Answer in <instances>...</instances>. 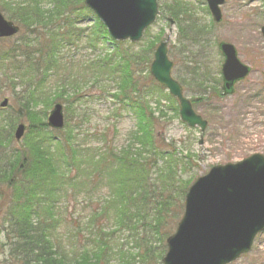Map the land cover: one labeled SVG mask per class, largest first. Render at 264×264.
Here are the masks:
<instances>
[{"label": "trees", "instance_id": "1", "mask_svg": "<svg viewBox=\"0 0 264 264\" xmlns=\"http://www.w3.org/2000/svg\"><path fill=\"white\" fill-rule=\"evenodd\" d=\"M16 1L0 0V11L11 13L13 16L9 20L17 22L25 31L24 37L10 47L2 43L6 40H0V85L11 86L13 99L19 104L16 112L0 114V193L4 197V206H7V197L3 187L10 196L4 212V225H7L4 228L5 245L9 248L5 263L111 264L114 256H118V264H160L159 260L167 251V232L161 233L160 247L151 244L152 239L146 238V234L134 240L136 252H129L122 246L115 252L111 246V236L115 233L122 229L136 233L139 226L150 223L151 215L143 212L149 204L139 199L148 187L149 178V158L143 156L148 151L144 150L148 146L157 150L153 131L155 110L150 98H158V92L152 85H156L157 91L166 93L149 73L156 44L149 41L139 54L134 55L135 58L131 52L128 55L124 44L110 39L107 29L86 8L84 0H29L32 4L25 0ZM169 14L176 21H186L187 7L177 2L171 5ZM81 24H91L93 28L88 33L87 29L77 28ZM104 40L113 42L114 51L90 63L92 75L96 81L102 80L114 87L113 99L122 108L133 111L136 129L129 137L131 142L121 149H100L97 155H86V160L82 161L91 164L97 173L95 176L85 173V179L78 182L72 176L73 170L84 171L83 162L77 155L87 152L73 144L71 121L66 118V128L70 131L67 138L63 135L65 133L50 130L45 121L52 106L69 101L67 97L70 95L62 98L69 85L64 81L62 92L53 94L50 80L52 73L61 67V61L72 59L80 46L93 51ZM182 41H178V45ZM141 66L149 73L151 92H142L136 71ZM201 85L206 91L205 85ZM216 93L222 96L220 91ZM166 95L175 100L168 93ZM153 101L157 107L162 103L160 99ZM40 105L42 109H39ZM65 109L69 118L68 107ZM24 120L28 123L26 141L20 148L11 146L8 156L5 154L6 142L13 143L15 125ZM151 154L155 156V152ZM88 183L107 188L108 193L99 199L97 208L86 219L83 228L77 219L74 221L77 231L73 237L69 232L65 235L58 216L59 204L69 195L68 188L87 186ZM156 220L157 227L162 228L163 216L157 215ZM114 225L119 230L108 232L111 230L109 226Z\"/></svg>", "mask_w": 264, "mask_h": 264}, {"label": "rangeland", "instance_id": "2", "mask_svg": "<svg viewBox=\"0 0 264 264\" xmlns=\"http://www.w3.org/2000/svg\"><path fill=\"white\" fill-rule=\"evenodd\" d=\"M7 1L14 3V0ZM25 1L32 4L29 0ZM177 2L186 5L188 14L186 21L177 20L175 25L171 26L169 19H176L169 14V9ZM221 10L222 22L215 23L206 2L202 0H159V15L156 22L145 31L142 40L136 44L129 41L123 43L128 55L131 52L136 56L149 41L156 44V50L161 42L170 38L168 55L174 64L173 77L181 82L185 96L193 103L194 110L207 120L209 125L202 134L199 128H191L183 123L179 103L167 98V92L164 95L159 89L157 91L155 84L152 85L155 92H158V98H150L153 111L155 110L153 131L157 150L154 151L150 146L144 150L148 151L143 156L149 158V178L148 187L142 191L139 199L149 204L143 212L151 215L150 223L139 226L140 229L136 233L122 229L112 235L111 246L115 252L120 246L129 252H136L134 240L144 237V234L147 235L146 238L152 239L151 244L160 247L161 233L167 232L166 246V238L174 234L183 216L188 189L198 178L208 174L215 166L235 164L255 154L264 155V36L261 33L264 26V0H226ZM0 12L7 19L13 16L8 12ZM15 24L19 25L17 22ZM77 28L87 29L89 33L93 25L81 24ZM188 28L194 31H189ZM24 34L25 31L21 30L17 36L2 43L10 47L17 44ZM180 40H183V43L178 45ZM221 42L232 44L241 62L252 70L250 76L236 86L235 94L222 97L216 93L222 91L224 58L218 48ZM114 48L115 45L109 40L100 41L93 51L89 47L80 46L69 60L73 61H61V67L52 73L50 89L53 88V94L62 92L64 81L65 85H69L67 94L62 95L63 99H66V95L71 96L67 97L69 101L63 105L64 113L67 106L69 118L66 114L65 118L71 121L73 144L81 146L87 152L77 155L81 161L86 160V155L90 153L97 155L100 149L119 150L128 145L131 142L129 137L136 129L137 120L133 111L122 108L116 99H113L111 94L115 92L114 87L102 80L96 81L92 75L90 63L104 57L107 52H113ZM145 69L144 66L136 69L137 79L142 84V92H149L150 70L147 73ZM201 84L205 85L206 91ZM0 88V104L4 99H8L9 106L13 107L0 108L6 110L0 114L9 115L16 112L19 104L17 99H13L12 87L5 83L0 85ZM155 99L162 101L160 106L154 104ZM42 107L40 105L39 109ZM52 108L53 106L48 114ZM47 119L48 116L45 118L46 123ZM20 123L18 122L13 130V143L6 142L5 154L8 156L11 146L20 148L26 141L28 132L21 142L15 140L14 133ZM22 123L28 128L25 120ZM66 125L60 132L65 133L63 135L67 138L70 131ZM153 152L155 156L151 154ZM82 168L84 173L77 169L72 172L78 182L85 179V173H91V176L97 173L91 164L83 162ZM3 189L6 192L7 206H4V197L0 193V264H6L9 250L5 245L4 228L7 225H4V212L10 202V196L7 188ZM68 191L69 195L59 204L61 208L58 216L65 235L69 232L73 237L77 231L74 221H81L83 228L86 219L97 208L99 199L108 193V189L88 183L87 186L68 188ZM159 214L164 220L162 228L157 227L155 223ZM109 228L110 233L119 230L115 225ZM112 261L111 264H118L119 257L114 256ZM159 263L162 264V260H159ZM231 264H264V233L257 237L250 253Z\"/></svg>", "mask_w": 264, "mask_h": 264}, {"label": "water", "instance_id": "3", "mask_svg": "<svg viewBox=\"0 0 264 264\" xmlns=\"http://www.w3.org/2000/svg\"><path fill=\"white\" fill-rule=\"evenodd\" d=\"M213 20L222 21L220 7L226 0H205ZM111 37L119 42L128 39L139 42L145 30L158 15V0H85ZM171 25L174 24L170 20ZM264 35V26L262 27ZM20 28L0 13V38L16 36ZM157 48L150 73L157 83L179 101L180 116L190 127L205 132L208 122L198 115L192 103L185 97L183 88L172 76L174 64L168 57V42ZM219 48L225 57L223 64V91L234 93L237 82L251 72L240 62L236 48L221 43ZM8 106V100L1 108ZM48 125L61 130L65 126L62 104H56L50 112ZM26 126L20 124L15 132L21 141ZM264 232V155L255 154L235 164L218 165L200 177L189 189L184 214L176 232L167 240V252L162 264H231L248 254L256 237Z\"/></svg>", "mask_w": 264, "mask_h": 264}]
</instances>
